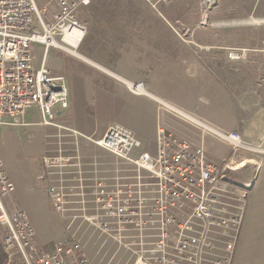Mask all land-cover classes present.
Masks as SVG:
<instances>
[{"label":"built area","instance_id":"built-area-1","mask_svg":"<svg viewBox=\"0 0 264 264\" xmlns=\"http://www.w3.org/2000/svg\"><path fill=\"white\" fill-rule=\"evenodd\" d=\"M90 1L45 0L39 8L35 0H0V127L15 124L9 118L35 106L39 118L33 123L66 130L72 151L64 152L59 141L57 152L42 156V165L56 173L47 194L65 224V235L49 250L37 245L29 215L13 202L14 182L0 154V240L8 254L3 264H93L86 242L76 234L80 222L111 244L109 260L126 248V264H232L250 193L220 184V162L207 155L202 143L158 123L151 153L140 150L141 140L121 124L96 135L56 121L54 109L69 103L65 77L53 74L44 62L34 69L31 42L82 57L76 52L86 29L80 11ZM145 1L157 10L156 0ZM245 53V48H230L227 58L240 60ZM139 87L140 82L131 90L140 92ZM174 113L198 123L183 112ZM216 134L230 146L229 156L222 159L229 160L230 176L252 181L240 172L254 159L262 160L264 149L244 144L236 131ZM80 142L128 165L116 164L104 174L93 158L80 152Z\"/></svg>","mask_w":264,"mask_h":264},{"label":"crops","instance_id":"crops-1","mask_svg":"<svg viewBox=\"0 0 264 264\" xmlns=\"http://www.w3.org/2000/svg\"><path fill=\"white\" fill-rule=\"evenodd\" d=\"M92 2L93 0L89 5ZM238 2L241 6L236 13L246 12L244 15H236L237 17L228 8L233 5V0L213 2L214 10L212 8L210 13H217V5L219 8L226 5L223 9V14L226 15L223 23L225 28L215 26L207 30L194 29L191 34L194 38L193 46L179 38L176 30L168 23V16L161 11L149 14L136 12L139 14L132 15L116 11L98 12L95 21L99 24L94 27L95 17L88 15L89 21L88 17L83 16V11L89 5L85 6L80 11V19L85 23L86 29L76 48V52L82 57L74 54L81 60L72 57L73 60L64 64L61 69L68 89L69 103L64 109H54L56 121L82 133L96 135H102L111 124H121L141 140L140 150L151 153L156 150L158 123L195 143H202L207 155L218 162L229 156L230 146L216 132L236 131L246 144H259L264 149V76H244L238 84L232 80L233 66L248 68L252 64V68H255L257 62H235L227 58L228 50L233 48V34L231 29L226 28L262 24L264 13L263 10L257 11L260 8L256 10L254 6L260 0H255L250 6L248 0ZM93 4L90 8L92 12L97 10ZM89 33L92 39L84 48V53H81L78 47L83 37ZM218 35L224 38L220 44L217 42ZM255 49L254 51H263L262 48ZM246 51L249 56L250 48H246ZM139 82L143 86L138 88L140 92L132 91L133 84ZM27 111L28 109L26 113ZM174 112H184L198 123L177 118ZM0 136L9 139L3 129H0ZM144 141L154 142L153 151L145 149ZM85 145L82 150H85ZM70 146L69 144L68 148ZM94 148L99 149H94L93 152L101 157L96 162L104 174L111 172L116 164L122 167L128 165L122 160L112 163L111 157L114 156L97 146ZM256 162H253L256 165L247 163L241 170L245 179L252 180L248 181L251 184L249 192L243 191L240 185L238 189L237 184L232 188L240 193H250L232 264H264V156ZM43 167L40 174L46 170ZM46 171H50L49 182L55 183L56 173L48 169ZM7 173L17 190L16 198L20 201L21 197L27 199L26 205L33 212L45 214V200L42 203L38 196L43 187L40 186L41 182L45 183L47 194L48 181L35 175L32 182L24 176V181L20 183L10 170ZM227 177L236 183H247L230 174ZM16 198L13 192L12 200L15 205L24 207L22 201L16 202ZM49 203L51 205L50 199ZM46 219L49 227L53 226V232H64L65 224L58 216L54 223L51 217ZM36 226L34 225L38 244L48 248V241L53 238L45 239L43 228L37 223ZM85 230H88L89 235L79 237ZM90 233L93 234L91 226L85 222L78 224L76 234L80 239L90 242ZM86 250L88 252L87 248Z\"/></svg>","mask_w":264,"mask_h":264},{"label":"rangeland","instance_id":"rangeland-1","mask_svg":"<svg viewBox=\"0 0 264 264\" xmlns=\"http://www.w3.org/2000/svg\"><path fill=\"white\" fill-rule=\"evenodd\" d=\"M95 1V3H94ZM154 1V0H152ZM218 0H156L154 9L150 3H147L145 0H93V2L85 8L83 11V16L88 17V15H92L94 18L93 26L96 27L99 22L96 23V14L100 13H111V12H121L123 14L132 15V13H159V11L163 12L164 15L168 16L169 25L170 27L176 30V33L179 35V38L189 44L190 46L194 44V38L191 36L192 31L194 29H203L207 30L209 28H225L224 26V18L225 14H223V9L226 5H222L223 7L219 8L217 5V13H210L211 9L214 7L212 4L213 2H217ZM239 1V0H238ZM237 0H233V5L228 6L229 9H232L233 16L237 17L240 13L244 15L245 11L236 13V10L241 6L240 2ZM255 0H248L249 6ZM36 5L41 8L44 4L45 0H35ZM94 3V4H93ZM220 3V2H219ZM255 3V2H254ZM92 4L98 10H90ZM248 6V7H249ZM256 10L259 7L260 9L257 11H262L264 13V0H260L258 5H255ZM214 10V8H213ZM212 10V11H213ZM248 11V10H247ZM255 11V12H257ZM130 13V14H129ZM136 13V14H139ZM236 13V14H234ZM256 14V13H254ZM158 16V15H157ZM89 19V17H88ZM90 21V19H89ZM222 23V24H221ZM220 24V25H217ZM262 24H250L249 27H240L241 25H234L226 27L227 30L232 31V47H240V48H250V54L247 56V52L245 53V58L240 60H233L235 62H239L242 60L257 62L255 68H252V64L248 65V68H240L235 65L232 69V80L238 84L242 80L244 76L246 77H257V76H264V27L261 28ZM178 31V32H177ZM223 32L221 33L222 36ZM221 36H217V42L220 44L224 41V38ZM92 39L91 33L86 34L79 47L78 51L84 53V48L87 47V43ZM255 48H262L263 51H254ZM247 56V58H246ZM31 57L34 69H37L42 62L44 65L50 69L53 74H61V69L63 68L64 64L73 60L72 57L77 58L74 54L70 52H66L57 47H49L45 49L43 43L38 41L31 42ZM81 60L80 58H77ZM239 65L240 63H236ZM225 72L226 70L223 69ZM223 71V72H224ZM37 110V111H35ZM38 108L32 106L28 108V111L23 114V116H14L12 117V121L15 124L3 125L0 129L4 130V134H6L9 139L6 137L0 136V154L4 157V166L6 171H11L13 175L16 176L17 180L22 183L24 181V176L29 179L31 182L33 177L36 175L39 179H43L48 181L47 186L49 185V172L44 170L43 173L40 174L42 170V156L46 153H55L58 150V142L61 141L62 149L64 152H72L71 148H68L69 144H71V139H69V135L65 130H57L55 127L50 125H35L33 122L37 119ZM10 119V118H9ZM29 124H24L27 122H31ZM17 123V124H16ZM83 143V144H81ZM90 146H86V145ZM85 145V150H82V146ZM258 145V144H256ZM94 146L91 143L80 142L79 148L80 152L83 154L89 155L95 161H98L101 157L95 154L93 151L99 150L97 148L92 147ZM143 146L145 149H149L153 151L154 149V142H143ZM71 147V146H70ZM43 149V152H42ZM92 150V151H91ZM105 158V157H104ZM115 157H111V162H115ZM39 162V163H38ZM257 163V162H255ZM253 163V164H255ZM115 165V164H114ZM255 167V166H254ZM44 168V167H43ZM38 172V173H37ZM241 173V172H240ZM230 174V165H227L225 170L223 171L222 175L223 178H220V184H223L224 187L230 188L232 190L233 187L236 185L229 181L226 177ZM236 175H238L236 173ZM42 180V181H43ZM19 183V187L21 184ZM239 189L240 183H236ZM243 184V183H241ZM43 185L42 189L40 190L38 198L41 199L43 203L45 200V205H43V209L45 208V214L33 212L30 206H27V199L21 197L22 207L30 217V220H33L32 223L36 226L39 225L43 228V237L45 239L55 240L56 238L62 237L65 235L64 232L56 231L53 232V226L49 227L47 223L46 217H51V220L55 221V217L57 218L55 212L52 209V205L49 203V198L46 194V189L44 187L45 183L41 182L40 186ZM246 192H249L247 189H242ZM244 193V192H243ZM17 190L15 188L14 197H17ZM47 197V199H46ZM19 199L16 198L17 203H21ZM25 201V202H24ZM24 202V203H23ZM46 215V216H45ZM59 218V217H58ZM60 219V218H59ZM38 231V228L36 226ZM93 234H91L90 242L87 240L81 239L86 242V248L88 249V255L93 262V264H126L127 259L129 257V251L126 248H121L118 250L116 256L109 260L110 253L113 250V247L108 242H104L103 237L100 233L93 229ZM64 231V230H63ZM39 232V231H38ZM89 235L88 230L82 231L79 237H85ZM47 239V240H48ZM51 239V241L53 242ZM107 239H105L106 241ZM51 241H48V250L51 249L52 245L50 244ZM2 245V242H1ZM39 245V244H37ZM42 247L46 248V246L41 245ZM7 251V249H5ZM109 260V261H108ZM4 261H8L6 258ZM4 263V262H3Z\"/></svg>","mask_w":264,"mask_h":264},{"label":"bare ground","instance_id":"bare-ground-1","mask_svg":"<svg viewBox=\"0 0 264 264\" xmlns=\"http://www.w3.org/2000/svg\"><path fill=\"white\" fill-rule=\"evenodd\" d=\"M75 32H76V30H75ZM68 51H70V49H68ZM184 113V112H183ZM189 119H191V120H194V118H192L191 116H189L188 114H186V113H184ZM205 127H207L208 129H210L209 128V126H206L205 124H203ZM211 130H213L212 128H211ZM214 131V130H213ZM241 142H243L244 144H246L243 140H242V138H241ZM246 145H249V144H246ZM257 147H260V145L258 144L257 145ZM262 147V146H261ZM259 159H254L253 160V162H256V161H258ZM227 165H229V160H221L220 161V163H219V171H220V178H223V175H222V173H223V171L225 170V168H226V166ZM256 165V164H255ZM227 177V176H226ZM228 178V177H227ZM228 180L229 181H231L229 178H228ZM234 184H236V182H234V181H232ZM250 185L251 184H249V183H243V184H241L240 183V186H242L243 188H245V189H247V190H249L250 188ZM3 247L5 248V249H7V246H5V245H3Z\"/></svg>","mask_w":264,"mask_h":264},{"label":"trees","instance_id":"trees-1","mask_svg":"<svg viewBox=\"0 0 264 264\" xmlns=\"http://www.w3.org/2000/svg\"><path fill=\"white\" fill-rule=\"evenodd\" d=\"M89 5V4H88ZM84 8V7H83ZM1 240H0V264H3L4 260L6 258H8V254L7 251L5 250V248L3 247V243L1 245Z\"/></svg>","mask_w":264,"mask_h":264},{"label":"water","instance_id":"water-1","mask_svg":"<svg viewBox=\"0 0 264 264\" xmlns=\"http://www.w3.org/2000/svg\"><path fill=\"white\" fill-rule=\"evenodd\" d=\"M87 61H89L88 59H87ZM90 62V61H89ZM91 63H93V62H91ZM135 84H133V86H134Z\"/></svg>","mask_w":264,"mask_h":264}]
</instances>
